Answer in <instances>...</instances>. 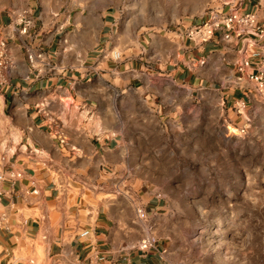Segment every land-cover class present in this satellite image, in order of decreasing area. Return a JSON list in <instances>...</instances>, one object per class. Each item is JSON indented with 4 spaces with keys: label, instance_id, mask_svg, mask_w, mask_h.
Returning <instances> with one entry per match:
<instances>
[{
    "label": "crops",
    "instance_id": "0c3cea01",
    "mask_svg": "<svg viewBox=\"0 0 264 264\" xmlns=\"http://www.w3.org/2000/svg\"><path fill=\"white\" fill-rule=\"evenodd\" d=\"M23 2L0 11L13 61L0 72V264H180L169 237L140 247L165 212L162 197L132 187L130 170L142 167L133 164L142 151L135 138L147 137L132 125L214 93L242 113L264 106L249 78L264 76V37H187L216 10L254 13L264 24V0H219L175 24L146 15L145 0H125L124 12L103 0ZM24 9L26 34L15 22ZM29 52L49 65L33 67ZM65 98L74 100L68 109Z\"/></svg>",
    "mask_w": 264,
    "mask_h": 264
},
{
    "label": "rangeland",
    "instance_id": "374dc122",
    "mask_svg": "<svg viewBox=\"0 0 264 264\" xmlns=\"http://www.w3.org/2000/svg\"><path fill=\"white\" fill-rule=\"evenodd\" d=\"M103 1L125 11V0ZM218 1L145 0L144 12L175 24L205 15ZM23 3L0 0V11ZM205 101L132 125L147 132L135 138L142 151L135 149L133 164L142 167L130 170L132 187L143 183V192L162 197L165 212L144 239L169 237L180 264H264V106L242 113L217 93Z\"/></svg>",
    "mask_w": 264,
    "mask_h": 264
},
{
    "label": "built area",
    "instance_id": "2783aa9c",
    "mask_svg": "<svg viewBox=\"0 0 264 264\" xmlns=\"http://www.w3.org/2000/svg\"><path fill=\"white\" fill-rule=\"evenodd\" d=\"M15 22L22 27L20 33L26 34L32 23L29 11L24 9L17 12L15 14ZM218 30L224 32V39L226 40H232L234 34H237L240 37H264V24H260L257 14L241 13L237 10H232L226 14L221 13L218 10L214 11L206 22L200 25L192 26L187 32V37L191 40L203 43L209 41ZM7 47V41L2 38L0 31V72L10 70L13 65V61L8 53ZM112 57L116 60H120L122 59V54L119 52H113ZM28 60L33 67H35L37 62H42L47 66L49 65L43 52H29ZM245 65H248V63H245ZM249 78L255 82L257 92L264 97V76L252 74ZM60 101L64 109H68L72 104H74V100L71 98H65ZM10 176L16 178L19 175L15 172H10ZM2 179L3 174L0 173V181ZM89 234L90 232L85 230L80 234V236L87 237ZM150 245V239H144L141 242L140 247L142 249H146Z\"/></svg>",
    "mask_w": 264,
    "mask_h": 264
}]
</instances>
